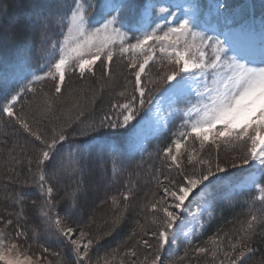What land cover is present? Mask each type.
I'll return each mask as SVG.
<instances>
[{"label": "snow or ice", "instance_id": "obj_1", "mask_svg": "<svg viewBox=\"0 0 264 264\" xmlns=\"http://www.w3.org/2000/svg\"><path fill=\"white\" fill-rule=\"evenodd\" d=\"M7 15L8 8L0 0V30ZM235 16L234 11L229 13L224 0H212L207 5L201 0H185L183 4L165 0H33L24 16L26 34L18 50L28 53L39 46L47 61V71L25 75L26 83L17 86H9V77L5 76L4 86L0 87V115L6 116L33 144L31 151L20 144L8 149L11 160L4 179L7 185L18 184L21 190L7 192L0 198L4 207L0 214V264H53L49 257L62 256L50 247L53 243L64 246L65 258L58 264H93L90 253L129 212L130 200L135 195L131 188L121 194L123 207L112 197L116 206L112 230L93 235L89 231L91 221L81 225L75 219L82 179L76 181L75 190L63 194V205L54 195L61 176L70 180L82 176L93 158L86 143L71 150L68 156L61 155L63 143L75 133L74 125L78 127L87 119L77 96L74 107L80 110L67 121L56 123L60 117L55 105L63 95L66 77L69 73L78 74L80 79L95 77L99 62L103 66L102 91L112 81L111 65L117 56L128 60L133 93L128 96L125 86L118 93L124 102L111 105L116 111L105 113L98 124L89 123L81 135L100 128L127 130L146 103L145 97L152 90L149 85L167 83L164 92L170 104L182 100L187 103L186 108L177 109L183 117V130L174 133L175 138L159 154L168 172L175 171L176 176L160 173L154 177L156 189L141 207L145 224L137 221L140 233L134 231L129 237L139 235V239L121 254L119 264H165L166 257L162 255L166 246L177 242V227L183 224L181 213L187 211L186 202L208 199L212 186L224 180L219 175L227 173L219 157L222 145L238 146L240 154L233 160L242 159L244 165L255 166L246 183L258 193L254 200L260 202L261 208H250L247 218L240 221L232 234L217 233L205 246L196 247L194 254L209 256L213 264H246L255 252L257 237L264 240V19L257 39L254 29L238 22ZM157 52L171 67L162 64V74L152 78L149 65L154 63ZM13 79L18 77L14 75ZM47 79L55 82L53 93L50 95L41 87V103L33 109L27 95L35 99L36 85ZM147 102L151 104L152 99ZM44 120L53 126L42 130L40 124ZM167 123L165 119L160 126ZM188 141L193 145L198 142L201 153L206 147H214L215 160L202 158L195 147H188ZM101 152L103 158L111 159L115 175L116 165L128 149L115 143L105 145ZM232 167L237 165L233 163ZM25 189L34 190L31 194L36 198L30 203L38 209L32 216L31 228L26 227L30 213L25 211V201L30 193ZM10 205L16 210L9 211ZM69 220L72 223H67ZM41 233L47 237L41 254H29V239ZM183 235L191 244V234ZM140 246L148 250L142 258L137 252ZM188 255L186 251L177 259L184 260ZM102 259L103 264H112L115 255L105 254Z\"/></svg>", "mask_w": 264, "mask_h": 264}, {"label": "trees", "instance_id": "obj_2", "mask_svg": "<svg viewBox=\"0 0 264 264\" xmlns=\"http://www.w3.org/2000/svg\"><path fill=\"white\" fill-rule=\"evenodd\" d=\"M4 4L8 8V15L4 21L5 30L0 32V87H2L1 76L2 73H8L13 69L14 65L21 60H24L26 64L31 68H37L43 70L42 65L46 64V58L44 54L37 46L34 50L28 53H21L19 49L20 42L25 33L24 28V16L26 10L32 6L33 0H4ZM13 14H18L14 18L13 24L8 23V18ZM14 16V15H13ZM12 18V17H11ZM166 58L162 56H157L154 63L149 65V73L152 78H156L158 75L162 74L164 68L161 65H165ZM128 60L127 58H122L117 56L114 59L113 64L111 65V71L113 74L112 81L110 82L108 88H103L101 91V80L102 68L103 66L97 64L95 66L96 76H87L85 79H80L78 74L69 73L66 77L65 87L63 95L56 102L55 108L57 110V115L60 117L59 121L56 123H62L67 121L69 118H72L80 110L74 107V97H82L86 100L84 102L79 101L80 108L85 112L87 119L84 120L78 127H75V133L69 135L67 141L63 143V147L60 152L63 156H68L69 152L76 147H82L86 143L90 146L92 151V161L90 168L86 171L88 174L83 173L82 176H77L74 179H68L66 176H61L59 178V183L56 184L58 192L54 193L59 205H63L65 201L61 199L65 192H71L76 189V181L81 180L83 183L80 185V199H79V209L76 211L75 219L80 220L81 225L89 223L91 221L92 227L89 231H92L94 228H97V232L105 233L112 230V220L114 218V213L116 211V206L112 203V197H116L120 202V206L123 207L124 202L121 199V194L131 188L135 194L130 200V210L128 213H125L124 218L121 220L120 224L112 230V234L105 238L102 241L105 244H110L114 241L113 237L118 234L116 243L110 244L112 249H125L127 246L135 244V241L139 239V235L132 237V233L135 231L137 234L140 233V228L137 224L139 221L140 224H145V213L141 211V207L145 202L151 198V193L156 189V179L154 177L159 176L160 173L164 175H171L168 172V169L165 167L160 153L162 150L167 147L174 137V130L172 129L174 124H177L178 120H175L169 128L163 133L159 134L156 138L152 139L144 153L137 154L135 156L124 155L119 163L116 165L118 171L114 175L112 172V161L110 158H103V153L101 149L103 147L99 146L100 140L107 138L110 139L113 144L121 143L125 145L127 134L134 127L135 123L138 121L139 117L144 113L145 108L148 105V99L153 98V96L163 88L167 83H160L153 87L149 85L152 89L145 97L146 103L143 109H140L139 114L136 119L131 122L128 129H110V128H100L99 131L89 132L88 135H81L80 132L84 129L89 123L95 121L99 123L100 118L105 114H112L116 110L111 108L113 103H123L124 98L120 97L118 93L123 91L125 86L127 87V95L130 96L133 93V86L130 81L133 80L132 70L127 67ZM54 81L51 79L45 80L42 84L36 85L38 93L33 99L31 94L27 95V99L32 102L31 107L33 109L38 108L41 103V97L39 95V89L42 87L44 91H47L50 95L54 90ZM98 91V95L92 102L88 100L91 93ZM109 94H108V93ZM96 93V92H95ZM61 101H66L67 103H62ZM26 105V109H27ZM19 110V105L17 106ZM65 110L67 112H65ZM67 113V114H66ZM63 114H66L64 116ZM53 126L48 120L41 122L40 127L42 130L50 129ZM72 132V130H69ZM14 144L25 145L29 151L32 150L33 144L31 143V138L26 137V134H23L17 127H14L8 120L6 116L0 115V198L7 192H19L20 186L17 185H7V181L4 179L5 170L9 167L11 157L9 156L8 149L11 148ZM100 156V159L97 157ZM246 167H243L234 172H241L245 170ZM159 170V171H158ZM100 172L102 174L101 180L106 184L103 190L102 198L99 200L97 205L93 208L91 212H83L80 210L81 204L84 203L82 198L86 189V180L89 175L97 174ZM99 174V173H98ZM163 178L162 176L160 177ZM55 183V181H54ZM7 185V187H6ZM127 185V187H125ZM135 185V187H133ZM220 189V188H219ZM30 193L28 199L25 201L26 207L25 211L29 212V220L26 227L31 228L32 216L38 213V209H33L31 206V199L36 197L31 193L34 190L25 189ZM258 193L254 190H244L237 194H232L228 198H222L215 195L213 201V209L211 217L206 221L204 230L200 235L196 236L193 240V243L188 247L192 248L196 244H201L205 246V242L209 241V238L219 233L223 235L224 233L232 234L235 228L239 227V223L242 220H245L249 214V209L253 208L258 210L261 208L260 202L254 200ZM16 209L9 206V211H15ZM4 212L3 201L0 200V213ZM259 214V213H258ZM99 221V222H98ZM72 223L71 220L67 221ZM148 225H146L147 227ZM114 234V235H113ZM111 238V239H109ZM47 237L41 233L40 235L29 239L28 244H31V250L37 251L41 250V245L45 243ZM206 239V240H205ZM98 246V245H97ZM95 247L98 249V247ZM117 246V247H116ZM211 247V245H208ZM224 246L227 247V238L224 239ZM50 247L56 251H60L62 256L60 259H64V246L53 243ZM140 248V247H139ZM137 248L141 251V249ZM255 252L248 259L247 263L250 264H260V261L264 260V240L260 237H257L254 244ZM193 248L190 250L192 252ZM145 251V250H144ZM184 251L177 250L173 259L176 257H182ZM143 253V250L142 252ZM190 263L198 264L199 262L204 261L206 255L197 256L194 254V251L189 255ZM172 257H169L168 260L171 261ZM55 257H52L53 261H56ZM59 260V259H58Z\"/></svg>", "mask_w": 264, "mask_h": 264}, {"label": "rangeland", "instance_id": "obj_3", "mask_svg": "<svg viewBox=\"0 0 264 264\" xmlns=\"http://www.w3.org/2000/svg\"><path fill=\"white\" fill-rule=\"evenodd\" d=\"M204 0H201L203 2ZM207 3H211L212 0H206ZM166 3H181L183 4L185 0H165ZM224 3L227 4L229 13L235 12L236 16L235 19L240 22L241 24L250 26L254 29L256 36L259 34V21L264 19V0H224ZM14 15V16H13ZM10 18H8V23L11 25L14 22V18L18 16V14H13ZM5 30V27L0 30V32H3ZM223 38V37H222ZM157 56H161L159 52H157ZM167 63V59L165 60ZM43 70L39 71L37 68H31L27 66L26 62L24 60L19 61L16 63L8 73H2L1 76V83L4 86V80L3 77L8 76V85L9 86H17L18 83H26V81L23 79L25 75H29L30 73H36V74H43L47 71V62L45 65H42ZM167 67H171L168 64H165ZM18 77L17 79H13V76ZM102 84V83H101ZM109 86V85H108ZM108 86H105L104 88H108ZM168 87L166 84L162 90L157 93L156 96L152 99V103L148 104L146 110L144 113L139 117L135 127L132 128V130L127 134V140H126V146L129 152L134 153L141 151L144 149L145 144L150 140L151 138L155 137L156 135L160 134L162 131L168 128V124L173 121L174 119H178L177 124H174L173 130L174 133H177L181 130V124L183 121V117L181 112L177 111V109H184L187 107L186 101H180L177 103L170 104L167 94L164 92V90ZM195 87V85H193ZM96 92V93H95ZM94 93H91L88 100L92 102L94 98H96L98 95V91H95ZM108 93V92H107ZM109 94V93H108ZM78 96V95H77ZM73 98H76L73 96ZM86 99L82 97L79 98V101L84 102ZM65 112H67L65 110ZM171 113V115H170ZM67 114V113H66ZM66 114H63L64 116ZM67 117V115H66ZM167 119L168 123L166 126L161 127L160 124ZM188 147L192 148L195 147L196 152L202 156L204 159H211L215 160L217 152L214 147H206L205 150L201 153L198 142L193 145L192 141H188ZM184 149H181V152H183ZM240 149L237 146L236 148L232 147H225L221 146L219 150V157L222 165L227 169V173H220L219 175L224 176V180L213 185L211 188L212 195L206 199V200H194L192 203L187 205V211L181 213V217L183 219V224L179 225L177 227V242L174 245H171L170 247L166 246V252L164 255H162V258H165V264H195L190 263V257L189 256L196 247L201 246V244L194 245L192 252L190 253V250L192 248H188L192 243L193 240L196 238V236L200 235V233L203 230V227L205 226V222L208 221V219L211 217L209 215L212 214L213 209V201L215 195L220 196L222 198H228L230 197L234 192L236 188L240 187H248L246 183V177L249 174H246L242 180H237L235 182L229 181L227 179V175L234 172L235 170H238L239 168L246 166L242 163V159H236L233 160L234 156H239ZM235 163L237 165L236 168L232 167V164ZM190 168H186V171H190ZM99 173V174H98ZM88 174L85 171V175ZM102 174L100 172H97V174H92L87 177L86 180V189L85 193L83 194L82 198L84 199V203L81 204L80 210L83 212H91L93 208L97 205L99 200L102 198L103 190L105 188V183L101 180ZM171 176L175 177L176 172H171ZM220 188V189H219ZM219 189V192H218ZM228 193H230L228 195ZM228 196V197H224ZM1 214V213H0ZM193 214H195V218L193 217ZM99 222V221H98ZM70 223V222H67ZM203 225V227H201ZM2 227V225H0ZM193 229H195V232H193ZM93 235H103L104 233L97 232V228H94L92 231ZM184 232H188L191 234V244L187 243L185 240V237L183 235ZM107 233V231H105ZM114 235V234H113ZM108 236H105L104 239L100 241V244L97 246L98 249H94L90 255L93 264H96L97 260H99V264H103V257L105 254H107L109 257H112L115 255V259L112 260V264H119L121 254L127 250L125 249H119L118 252H114L113 250H116L117 248L112 249V246L110 244L116 243L118 234L113 237L114 241L110 244H105L102 241L105 240ZM109 238V239H111ZM112 240V239H111ZM206 240V239H205ZM153 244L155 243L152 241ZM117 247V246H116ZM140 250H138V254L143 257V255L147 254L148 250L144 249L143 246H140ZM184 251V253L188 252V257H186L184 260H179L177 257L173 259L172 255L177 250ZM143 250V253H141ZM145 250V251H144ZM32 255H40L41 250L32 251L30 250V253ZM184 256V254H183ZM182 256V257H183ZM172 257V260L169 261L168 258ZM181 257V256H180ZM57 258V257H55ZM49 259L52 260V257H49ZM61 260L60 258H58ZM58 259L56 261H53V264H58ZM198 264H213V261L209 256L206 255V258L204 261L199 262ZM246 264H250L247 263Z\"/></svg>", "mask_w": 264, "mask_h": 264}]
</instances>
